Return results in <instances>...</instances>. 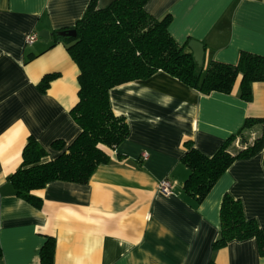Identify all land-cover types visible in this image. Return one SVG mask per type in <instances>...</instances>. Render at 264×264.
I'll return each mask as SVG.
<instances>
[{
    "label": "crops",
    "instance_id": "1",
    "mask_svg": "<svg viewBox=\"0 0 264 264\" xmlns=\"http://www.w3.org/2000/svg\"><path fill=\"white\" fill-rule=\"evenodd\" d=\"M90 2L0 0V264H41L49 238L52 264H264L254 238L213 250L225 194L264 228V148L236 159L199 204L183 191L189 170L181 162L186 142L211 156L247 118L264 119V82L252 84L249 102L239 97L240 77L229 94H203L163 71L115 86L110 105L129 132L117 148L102 147L110 162L87 183L52 181L35 190L39 208L15 195L8 177L29 137L48 161L60 153L54 141L69 145L80 132L70 114L79 69L65 45L52 41ZM144 9L155 18L170 15L177 44L202 43L204 69L211 61L235 64L243 51L264 56V0H147ZM42 30L47 42L25 44L27 34ZM48 74L56 77L42 92ZM259 128H245V136ZM163 179L172 182L171 194L158 191Z\"/></svg>",
    "mask_w": 264,
    "mask_h": 264
},
{
    "label": "trees",
    "instance_id": "2",
    "mask_svg": "<svg viewBox=\"0 0 264 264\" xmlns=\"http://www.w3.org/2000/svg\"><path fill=\"white\" fill-rule=\"evenodd\" d=\"M146 2L115 0L105 9H98V0H91L71 28L76 30L75 37L54 32L52 45L62 42L79 69L78 101L70 114L80 132L69 145L54 141L51 148L60 153L48 161H44L46 150L34 138H28L20 167L8 177L17 197L39 208L42 201L33 194L35 190L52 181L87 183L99 165L110 162L102 147L117 148L129 132L125 118L115 115L110 105L109 91L115 86L163 71L203 94H229L240 77L239 97L249 102L252 84L264 82V56L250 52H241L235 64L211 61L205 69L199 68L192 54L186 53V46L177 44L169 34L170 15L151 16L144 9ZM55 77L44 76L39 89L45 92ZM256 123L260 128L249 140L245 128ZM185 147L181 162L189 174L183 191L199 204L236 159L251 157L264 148V119L247 118L242 130L211 156L201 153L191 142ZM250 238L256 240L259 254L264 256V228L245 217L239 200L225 194L220 206V234L213 250ZM53 253L54 241L49 238L40 251L41 264H52Z\"/></svg>",
    "mask_w": 264,
    "mask_h": 264
},
{
    "label": "water",
    "instance_id": "3",
    "mask_svg": "<svg viewBox=\"0 0 264 264\" xmlns=\"http://www.w3.org/2000/svg\"><path fill=\"white\" fill-rule=\"evenodd\" d=\"M115 0H98V9H105L109 5H111ZM59 36L62 37H75L76 36V30L74 29H68V30H62L58 32ZM39 38L47 42L49 39V32L46 30H42L38 33ZM188 49H186V53L192 54L197 66L199 68L203 67V59H204V46L202 43L190 40L187 45Z\"/></svg>",
    "mask_w": 264,
    "mask_h": 264
},
{
    "label": "built area",
    "instance_id": "4",
    "mask_svg": "<svg viewBox=\"0 0 264 264\" xmlns=\"http://www.w3.org/2000/svg\"><path fill=\"white\" fill-rule=\"evenodd\" d=\"M39 39V36L37 33H30L25 36V44L30 45L37 41ZM147 153H142V158H146ZM173 184L168 179H163L158 183L157 189L160 193L168 195L172 193Z\"/></svg>",
    "mask_w": 264,
    "mask_h": 264
},
{
    "label": "rangeland",
    "instance_id": "5",
    "mask_svg": "<svg viewBox=\"0 0 264 264\" xmlns=\"http://www.w3.org/2000/svg\"><path fill=\"white\" fill-rule=\"evenodd\" d=\"M248 137H249V140H250V135Z\"/></svg>",
    "mask_w": 264,
    "mask_h": 264
}]
</instances>
